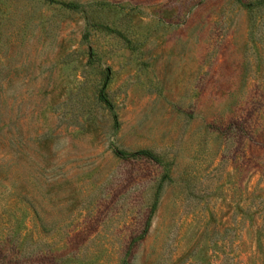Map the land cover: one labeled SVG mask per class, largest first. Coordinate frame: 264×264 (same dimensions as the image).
<instances>
[{
	"label": "rangeland",
	"instance_id": "374dc122",
	"mask_svg": "<svg viewBox=\"0 0 264 264\" xmlns=\"http://www.w3.org/2000/svg\"><path fill=\"white\" fill-rule=\"evenodd\" d=\"M124 260L264 264V0H0V264Z\"/></svg>",
	"mask_w": 264,
	"mask_h": 264
},
{
	"label": "trees",
	"instance_id": "16d2710c",
	"mask_svg": "<svg viewBox=\"0 0 264 264\" xmlns=\"http://www.w3.org/2000/svg\"><path fill=\"white\" fill-rule=\"evenodd\" d=\"M238 1H241V0H238ZM252 3L253 2H249L246 5H248V7H249ZM98 99L102 103L107 104V105H110V102L107 99L105 92H101L100 96H98ZM125 157H131L134 160H136V159H151V160H156L157 159L156 158L157 156L154 155L153 153L149 152V151H142V152L131 153L128 156H125ZM163 177H165V176L163 175ZM162 181H163V179L161 178V180L158 181V183H157V185L155 187V192L153 194L151 206H150V209H149V216L152 214V212L154 211V209L157 206V202H158V198H159V189L161 187ZM147 222H148V219H147ZM124 264H127V261L124 260Z\"/></svg>",
	"mask_w": 264,
	"mask_h": 264
}]
</instances>
